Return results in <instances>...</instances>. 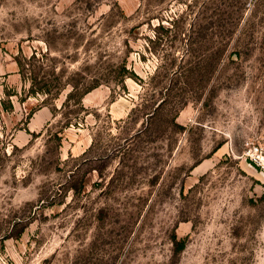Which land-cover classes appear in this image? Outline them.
<instances>
[{
  "label": "rangeland",
  "instance_id": "1",
  "mask_svg": "<svg viewBox=\"0 0 264 264\" xmlns=\"http://www.w3.org/2000/svg\"><path fill=\"white\" fill-rule=\"evenodd\" d=\"M0 264H264V0H0Z\"/></svg>",
  "mask_w": 264,
  "mask_h": 264
},
{
  "label": "trees",
  "instance_id": "2",
  "mask_svg": "<svg viewBox=\"0 0 264 264\" xmlns=\"http://www.w3.org/2000/svg\"><path fill=\"white\" fill-rule=\"evenodd\" d=\"M176 20L177 19H174V18H172L171 20H170V22H169V25H171V27L173 28V24L176 22ZM155 29L157 30V32L160 30V29H163L164 30V32L165 33H167L169 30L171 31V28L168 26V27H165L164 25H162V24H158V26L157 27H155ZM127 76H131V77H134L135 75L133 74V73H127ZM39 92H44V93H48L49 92V89H45V88H42V87H40V88H38L37 89ZM159 109V105L156 107V109H154L155 111H153V114L152 115H155V113H156V110H158ZM183 247H184V241H180V240H176L175 238H174V251H175V254L177 253V252H179L180 250H182L183 249Z\"/></svg>",
  "mask_w": 264,
  "mask_h": 264
}]
</instances>
